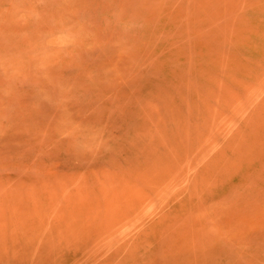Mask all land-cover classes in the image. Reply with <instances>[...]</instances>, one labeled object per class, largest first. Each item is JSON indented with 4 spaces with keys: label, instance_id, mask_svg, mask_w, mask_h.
<instances>
[{
    "label": "rangeland",
    "instance_id": "374dc122",
    "mask_svg": "<svg viewBox=\"0 0 264 264\" xmlns=\"http://www.w3.org/2000/svg\"><path fill=\"white\" fill-rule=\"evenodd\" d=\"M0 264H264V0H0Z\"/></svg>",
    "mask_w": 264,
    "mask_h": 264
}]
</instances>
